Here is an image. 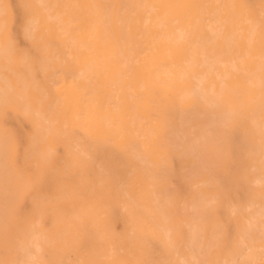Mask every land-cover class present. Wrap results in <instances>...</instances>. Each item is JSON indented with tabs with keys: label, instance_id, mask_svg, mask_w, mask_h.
<instances>
[{
	"label": "bare ground",
	"instance_id": "bare-ground-1",
	"mask_svg": "<svg viewBox=\"0 0 264 264\" xmlns=\"http://www.w3.org/2000/svg\"><path fill=\"white\" fill-rule=\"evenodd\" d=\"M15 1L0 0V259L6 247L8 258L29 259L25 250L37 222L42 264L111 259L103 247L82 251L86 234L101 228L120 241L135 227L137 243L122 259L150 258V248L158 253L154 258H167L169 235L181 256H189L190 249L212 245L219 230L215 218L192 212L218 194L214 180L229 188L219 205L223 216L231 217L233 208L239 215L228 225L226 247L210 258H229L245 237L258 259L264 228L262 43L246 21H258L261 0ZM142 3L158 7H119ZM95 5L116 7L102 18ZM8 40L15 52L6 50ZM34 49H43L41 60L60 70L57 89L46 84L43 64L22 56ZM204 53L222 56L227 67L208 72L200 67ZM233 64L248 74L231 71ZM204 74L206 86L215 84L219 92L223 85L216 108L185 100L193 76ZM116 125L129 134L100 135ZM225 136L230 144L223 147L246 145L254 156L256 171L239 185L230 184L227 169L204 166L219 157ZM133 152L143 155L149 172L133 166ZM127 176L126 199L140 205L134 225L123 210L104 215V203ZM157 203L168 220L156 212ZM97 217H104L100 228L93 227Z\"/></svg>",
	"mask_w": 264,
	"mask_h": 264
},
{
	"label": "snow or ice",
	"instance_id": "snow-or-ice-1",
	"mask_svg": "<svg viewBox=\"0 0 264 264\" xmlns=\"http://www.w3.org/2000/svg\"><path fill=\"white\" fill-rule=\"evenodd\" d=\"M42 7H45L42 5ZM98 10H101L102 18H107L110 14L112 8L116 7L115 5H95ZM121 8H141L145 10H152L158 7L154 4H136V5H120ZM172 7V6H170ZM180 7V6H175ZM194 7H203L208 8L211 5H198ZM233 7L240 8H251V5H233ZM259 19L258 21H254L252 19H247V23L250 25L251 34L255 35L256 31L259 30L261 36L262 43V51L260 57V102H259V110L261 112L262 124H261V134L262 138H264V0H261V4L259 5L258 12ZM173 23H177V21H173ZM29 38L35 42L34 35V27H30L28 29ZM0 35H3V29L0 28ZM46 47V45L44 46ZM6 50L15 52V44L13 41L8 40L6 42ZM43 49H34L33 51H24L22 56L28 62H37L44 65V71L46 73L45 82L51 83L52 89H57L59 86L60 70L48 64V62L41 60L39 56V51ZM189 65H192V61H189ZM217 65H221L227 67L226 62L223 60L222 56H209L207 53L202 54V62L200 67L206 68L208 72L215 73ZM231 71L233 72H246V69L241 67H237L235 64L232 65ZM228 76L226 75L222 79L226 80ZM207 79V75H194L193 76V84L191 91L186 95V101H192L194 103H203L210 108H216L220 106V104L224 100L223 93V85H221V91H217L216 85L212 84L211 87L206 86L205 81ZM47 91V89H45ZM128 130L122 128L120 125L114 126V129L110 130H102L101 136H120L127 135ZM264 143V140H262ZM230 141L227 136H225L221 140V150L218 158H212L210 160H206L204 162V166L206 168H210L213 170L225 168L228 171L229 182L233 185H239L244 180L248 178L249 173H254L256 171L255 168V160L253 153L247 148L246 145H240L235 150L232 148L228 149L223 147V145H229ZM131 160L133 162V166L144 165L145 171H150V165L144 159L143 155L139 152H133L131 154ZM161 171H166L164 165L161 166ZM260 183L264 185V152H262V158L260 161ZM131 177H124L119 185V188L112 192L109 200H107L103 207L105 208V216L113 215L119 213L121 210L128 214L129 222L131 225H134L136 222L137 213L140 209V205L135 201L127 200V188L130 184ZM36 182H40L39 178H37ZM219 192L215 195L212 201L208 204H205L203 207H198L196 205L193 206L192 212L199 216H211L216 219L218 224V231L214 236V243L209 245L207 249L201 246L199 251H194L190 249L189 256H181L176 241L172 239L171 235H169L166 239V248H167V258L165 259H156L154 258L158 255L157 252L153 251L151 248L149 249L148 256L150 258L146 259H137V260H126L119 257H122L126 252H130L133 250L134 246L137 243V233L135 227H132L130 235L126 239H121L120 241H116L112 238L109 233H106L102 228L100 231H90L86 234V244L82 249L85 253H95L99 250L100 247L106 249L111 257V259L105 261L99 258H88V259H80L74 262L68 260H60L57 261L56 264H264V228L261 230V246L258 250L259 258L257 259L256 252L257 250L245 239V237H241L239 244H237L233 249L228 251L227 259L216 260L211 259L210 256L212 251L215 248H225L228 236V225L231 222V218L239 215V210L233 208L231 211V217L223 216L220 211L219 205L221 202V197L227 198V194L229 188L226 185H223L220 181L214 180ZM45 185L41 183V187ZM116 201H119L118 203ZM251 211V208L248 209ZM156 212L164 219L168 220L170 217L164 211L163 205L157 203ZM187 209H185V214ZM174 216L179 219L180 213L177 210L174 213ZM260 216L262 222H264V204L261 205ZM104 217H97L95 221H93V227L100 228V224L103 221ZM195 219V216H194ZM186 221L180 219L179 224L183 226ZM247 223L251 224V218L248 219ZM191 227V225H189ZM34 234H33V243L31 248L25 250V254L29 259L19 260L8 258L7 256V247H6V256L4 259H0V264H42L40 259L41 253V245L38 230L40 228L39 222L33 226Z\"/></svg>",
	"mask_w": 264,
	"mask_h": 264
},
{
	"label": "rangeland",
	"instance_id": "rangeland-1",
	"mask_svg": "<svg viewBox=\"0 0 264 264\" xmlns=\"http://www.w3.org/2000/svg\"><path fill=\"white\" fill-rule=\"evenodd\" d=\"M14 1V4L17 6V2L15 1V0H13ZM18 19H20V14L18 13ZM21 43H25V41L24 40H21ZM22 123L24 124V126L27 128L28 126H27V123L25 122V121H23L22 120Z\"/></svg>",
	"mask_w": 264,
	"mask_h": 264
}]
</instances>
